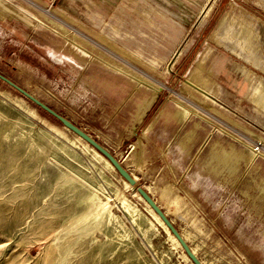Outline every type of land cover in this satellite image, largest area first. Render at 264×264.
<instances>
[{"label": "rangeland", "instance_id": "rangeland-1", "mask_svg": "<svg viewBox=\"0 0 264 264\" xmlns=\"http://www.w3.org/2000/svg\"><path fill=\"white\" fill-rule=\"evenodd\" d=\"M0 73L161 207L178 196L167 215L202 262L264 264V0H0ZM136 76L161 85L141 120L152 91ZM85 143L0 80V264H193ZM221 149L248 160L217 174Z\"/></svg>", "mask_w": 264, "mask_h": 264}, {"label": "bare ground", "instance_id": "bare-ground-1", "mask_svg": "<svg viewBox=\"0 0 264 264\" xmlns=\"http://www.w3.org/2000/svg\"><path fill=\"white\" fill-rule=\"evenodd\" d=\"M210 1V0H208ZM208 13V12H207ZM206 13V14H207ZM225 18L223 17L222 21H221V25L224 22ZM66 34V32H64ZM179 51V50H178ZM181 52H177L175 57H177ZM121 71V70H120ZM124 73L129 74L128 72L124 71ZM130 75V74H129ZM191 77L194 78L193 80H195L196 78H199L201 76V68L196 67L191 71ZM134 80V79H133ZM136 82L141 85L146 87V89L151 90L152 91V95L148 100H145L142 109H141V114L139 117V120H141L144 115L146 114V111L149 110V107L153 104V102L155 101V98L158 94V92L161 89V85H154L151 84L147 79H145L142 76H136ZM137 84V85H138ZM195 91L200 92L203 91L202 88H194ZM207 93V92H205ZM32 114V113H31ZM57 130V129H56ZM77 136V135H76ZM77 139L82 140L79 136H77ZM190 139V138H189ZM85 142V141H84ZM88 143H85V146L88 147ZM185 145V143H184ZM90 146V145H89ZM90 148L95 151V153H97L111 168H114V166L111 164V162L104 157L101 153H99L97 150H95L92 146H90ZM211 158V157H210ZM241 159H246V157H244L243 155L236 153L234 151L230 152L227 150H223L221 149V151L217 150V152L214 153V155L212 156V159L207 160V163L212 167L211 170L216 172L217 174H223L226 171L231 172V173H235L237 171V169L239 168L238 165L241 161ZM248 160V159H246ZM115 169V168H114ZM229 174V173H227ZM224 176V174H223ZM135 179H137V177L134 175ZM227 177V176H226ZM122 178V177H121ZM123 182L125 183L127 188H131L132 190H135V188H133L128 181H126L125 179H123ZM262 192H264V187H262ZM167 195V194H166ZM140 198H142L139 195ZM162 197V196H161ZM166 198V204L165 206H162V208H164L166 210L167 214H178V212L181 209V205H180V198L178 196H167ZM143 199V198H142ZM144 200V199H143ZM122 205L124 207V209L127 211V213H129L130 215L136 216V210L130 203H128L127 200H123ZM96 206V205H95ZM149 206V205H148ZM150 207V206H149ZM151 208V207H150ZM152 209V208H151ZM153 210V209H152ZM154 212V211H153ZM155 213V212H154ZM156 214V213H155ZM112 214L110 213L109 210H107V203H103L101 202L100 204H98V209H97V213L92 217V221H99L100 223H102L103 221L111 218ZM91 217V216H90ZM156 218L165 225V223L161 220V218L156 214ZM133 219V218H132ZM85 220V219H84ZM166 226V225H165ZM167 227V226H166ZM168 229V228H167ZM169 230V229H168ZM170 231V230H169ZM171 233V232H170ZM172 234V233H171ZM173 235V234H172ZM174 236V235H173ZM175 237V236H174ZM183 237L185 238V240L187 242H189V238L186 235H183ZM176 239V237H175ZM177 240V239H176ZM178 241V240H177ZM179 243V241H178ZM180 245V243H179ZM181 246V245H180ZM192 250L194 251V253L197 255V249H195L194 247L192 248ZM186 254V253H185ZM187 255V254H186ZM188 257V256H187ZM189 258V257H188ZM190 259V258H189ZM204 263V262H203ZM205 264V263H204Z\"/></svg>", "mask_w": 264, "mask_h": 264}, {"label": "water", "instance_id": "water-1", "mask_svg": "<svg viewBox=\"0 0 264 264\" xmlns=\"http://www.w3.org/2000/svg\"><path fill=\"white\" fill-rule=\"evenodd\" d=\"M0 80L12 87L23 97L34 103L36 106L41 108L43 111L47 112L54 118H56L66 129L73 132L75 135L79 136L83 141L92 146L95 150L106 157L111 164L114 166L115 170L120 174V176L129 182V184L137 190L139 195L144 199V201L153 209V211L161 218L165 223L170 232L179 241L181 247L193 262V264H203L199 257L194 253L188 242L185 240L183 235L179 232L177 227L174 225L173 221L168 217L167 213L163 208L155 201L151 194L142 186H138L137 179L123 166V164L104 146H102L97 140H95L91 135L82 130L80 127L75 125L73 122L65 118L63 115L59 114L49 105L39 100L33 94L23 89L15 82L0 73Z\"/></svg>", "mask_w": 264, "mask_h": 264}, {"label": "crops", "instance_id": "crops-1", "mask_svg": "<svg viewBox=\"0 0 264 264\" xmlns=\"http://www.w3.org/2000/svg\"><path fill=\"white\" fill-rule=\"evenodd\" d=\"M255 83H256V82H255ZM256 89H257V87H254L253 84L250 83V95H251V96L249 95V97H251L255 102H256L257 99H259V101H261L262 98H263L262 95L259 96V95L255 92ZM258 97H259V98H258ZM156 98H157V96H156ZM156 98H155V100H156ZM251 101H252V100H251ZM153 103H154V102H153ZM151 106H152V105H151ZM151 106H150V107H151ZM150 107H149V108H150ZM190 138H191V137H190ZM189 140H190V139H189ZM185 143H187V142H185Z\"/></svg>", "mask_w": 264, "mask_h": 264}, {"label": "trees", "instance_id": "trees-1", "mask_svg": "<svg viewBox=\"0 0 264 264\" xmlns=\"http://www.w3.org/2000/svg\"><path fill=\"white\" fill-rule=\"evenodd\" d=\"M20 94V93H19ZM21 95V94H20ZM35 105V104H34ZM36 106V105H35ZM38 107V106H36ZM39 108V107H38ZM41 109V108H39ZM42 110V109H41ZM43 111V110H42ZM45 114H47L49 117H51L52 119H54L55 121L59 122L56 118H54L53 116H51L50 114H48L47 112L43 111ZM60 123V122H59ZM61 124V123H60ZM62 125V124H61Z\"/></svg>", "mask_w": 264, "mask_h": 264}]
</instances>
